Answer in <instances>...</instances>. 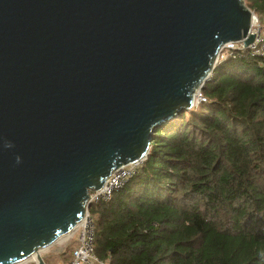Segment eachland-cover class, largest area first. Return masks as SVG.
Here are the masks:
<instances>
[{
  "label": "water",
  "instance_id": "95a60500",
  "mask_svg": "<svg viewBox=\"0 0 264 264\" xmlns=\"http://www.w3.org/2000/svg\"><path fill=\"white\" fill-rule=\"evenodd\" d=\"M243 0H0V264H46L115 169L194 108Z\"/></svg>",
  "mask_w": 264,
  "mask_h": 264
},
{
  "label": "trees",
  "instance_id": "16d2710c",
  "mask_svg": "<svg viewBox=\"0 0 264 264\" xmlns=\"http://www.w3.org/2000/svg\"><path fill=\"white\" fill-rule=\"evenodd\" d=\"M247 1L264 17V0ZM203 94L158 128L124 187L91 204L102 262L264 264V56L225 51Z\"/></svg>",
  "mask_w": 264,
  "mask_h": 264
},
{
  "label": "built area",
  "instance_id": "2783aa9c",
  "mask_svg": "<svg viewBox=\"0 0 264 264\" xmlns=\"http://www.w3.org/2000/svg\"><path fill=\"white\" fill-rule=\"evenodd\" d=\"M252 13L253 18L249 35H256L253 32V26L255 24V17L257 18L258 16L255 14V12ZM257 40L258 35H256L254 44L246 48L244 46V42L228 43L226 46H224L222 52L220 53L217 63H219L220 60L224 58L225 51L252 50L253 53L264 56V38H262L261 41ZM202 87L203 86L197 89L194 94V107L196 108L207 101L203 94ZM146 158L140 162L115 169L101 190L90 191L89 203L92 204L99 201L110 200L113 194L124 187L136 174L139 166L143 164ZM72 234H74L73 236L77 238L78 245L73 251L72 259L66 263L61 262L60 264H106L102 262L96 255L95 222L90 213V209H87L84 218L78 224L77 228L72 232Z\"/></svg>",
  "mask_w": 264,
  "mask_h": 264
},
{
  "label": "crops",
  "instance_id": "0c3cea01",
  "mask_svg": "<svg viewBox=\"0 0 264 264\" xmlns=\"http://www.w3.org/2000/svg\"><path fill=\"white\" fill-rule=\"evenodd\" d=\"M77 244V238L70 234L67 238L46 250L43 256L47 259L48 264L66 263L72 259V253Z\"/></svg>",
  "mask_w": 264,
  "mask_h": 264
},
{
  "label": "rangeland",
  "instance_id": "374dc122",
  "mask_svg": "<svg viewBox=\"0 0 264 264\" xmlns=\"http://www.w3.org/2000/svg\"><path fill=\"white\" fill-rule=\"evenodd\" d=\"M245 2V0H243ZM247 1V0H246ZM247 4H249V1H247ZM246 5V2H245ZM247 6V5H246ZM256 14V13H255ZM258 17H255V24L253 26V32L258 35V40L257 41H261L262 38H264V17L259 16L258 14H256ZM218 64V63H217ZM211 78V77H210ZM202 89L204 90V87H202ZM196 107H194L193 109H195ZM72 236L74 234H71ZM28 263H32V262H28ZM27 263V264H28Z\"/></svg>",
  "mask_w": 264,
  "mask_h": 264
},
{
  "label": "bare ground",
  "instance_id": "6f19581e",
  "mask_svg": "<svg viewBox=\"0 0 264 264\" xmlns=\"http://www.w3.org/2000/svg\"><path fill=\"white\" fill-rule=\"evenodd\" d=\"M72 234V233H71ZM67 238V237H66ZM62 241V240H61ZM60 242V241H59Z\"/></svg>",
  "mask_w": 264,
  "mask_h": 264
}]
</instances>
